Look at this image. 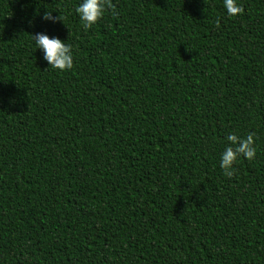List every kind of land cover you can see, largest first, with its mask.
<instances>
[{"label": "trees", "instance_id": "16d2710c", "mask_svg": "<svg viewBox=\"0 0 264 264\" xmlns=\"http://www.w3.org/2000/svg\"><path fill=\"white\" fill-rule=\"evenodd\" d=\"M82 3L0 0V264H264V0Z\"/></svg>", "mask_w": 264, "mask_h": 264}, {"label": "clouds", "instance_id": "9594fccd", "mask_svg": "<svg viewBox=\"0 0 264 264\" xmlns=\"http://www.w3.org/2000/svg\"><path fill=\"white\" fill-rule=\"evenodd\" d=\"M224 6L229 16L235 17L244 13V8L237 5L236 0H224ZM106 9H111L113 13L116 12L112 0H83V3L77 6L75 11L81 18L82 27L88 30L104 17ZM44 19H52V12L46 11ZM58 19L64 22L65 17L60 15ZM216 26H220L219 20L216 21ZM31 37L35 41L37 48L43 49L45 53L44 59L48 61L51 68L60 71H68L73 68L74 62L70 44L42 34H32ZM254 136V133H249L246 138H240L235 134L227 136L226 139L229 143L221 156V168L226 177L232 178L235 175L236 169L233 168V165L239 157H246L249 161L255 158Z\"/></svg>", "mask_w": 264, "mask_h": 264}]
</instances>
